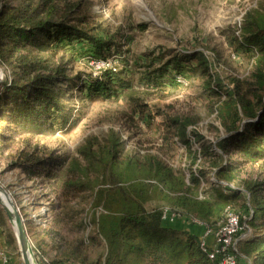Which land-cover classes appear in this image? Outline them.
Returning a JSON list of instances; mask_svg holds the SVG:
<instances>
[{"label": "trees", "instance_id": "1", "mask_svg": "<svg viewBox=\"0 0 264 264\" xmlns=\"http://www.w3.org/2000/svg\"><path fill=\"white\" fill-rule=\"evenodd\" d=\"M82 7L77 0H0V66L5 72L0 85V159L6 170L21 169L29 179H49L59 199L58 222L75 223L72 231H83L91 214L96 224L95 235L77 237L76 247L53 227L42 229L47 237L31 233L39 264H218L219 259H211L202 246L196 225L165 223L164 215L173 213L176 221L197 219L215 229L225 220L228 206L247 214V224L256 232L239 241V253L245 255L239 256V264H249V259L251 264H264V9L248 11L241 25L242 45L255 51L249 77H232L227 83L221 75L210 74L211 63L198 53L208 76L206 88L224 93L225 99L214 109L220 134L215 143L206 140L200 149H193L192 142L205 136L192 128L189 139L187 131L195 120L173 119L190 150L187 179L184 171L157 157H122V141L114 132L107 143L88 138L78 150L80 158L44 142L72 116L64 101L74 79L67 45L84 41L98 55L114 45L104 36L109 32L92 24ZM115 74L106 70L89 89L110 93ZM201 157L217 181H210L206 168L197 164ZM248 167L256 170L255 176L242 175ZM88 192L93 198L86 208L82 198ZM157 198L165 205L148 208ZM239 198L244 199L242 209L233 204ZM100 206L104 211L97 214ZM7 219L0 206L6 249L18 257L17 238ZM91 245L103 249L95 261L83 253ZM48 246L56 250L53 257Z\"/></svg>", "mask_w": 264, "mask_h": 264}, {"label": "rangeland", "instance_id": "2", "mask_svg": "<svg viewBox=\"0 0 264 264\" xmlns=\"http://www.w3.org/2000/svg\"><path fill=\"white\" fill-rule=\"evenodd\" d=\"M77 1L92 24L101 25L109 32L104 36L114 45L103 55L95 54L84 41L67 45V54L72 56L68 68L74 79L72 88H66L64 101L72 116L67 125L44 137V142L51 149L80 158L78 150L88 138L96 136L107 143L114 132L122 141V157L154 156L184 171L188 179L190 150L180 138L173 119L195 120L187 131L189 139L192 128L205 136L200 142H192L193 149H200L206 140L216 142L221 127L214 109L216 103L225 99L224 93H213L206 88L208 76L199 64L198 53H204L211 63L210 74L221 75L227 83L232 77H249L255 51L242 45L240 30L247 12L264 9V0ZM106 70L116 73L110 93L101 94L94 86L91 91L90 82L94 84ZM0 74L3 81L5 72L1 66ZM197 164L206 168L210 181H217L214 172L206 166L205 157L199 158ZM255 174L256 170L250 167L242 173L243 176ZM0 183L20 208L29 236L36 233L47 237L42 229L53 227L76 247L79 237L95 235L96 224L90 221L91 214L83 231H72L75 223L58 222L59 199L49 179H29L21 169L6 170V162L0 159ZM86 194L82 200L83 207L88 208L93 196L91 192ZM243 201L239 198L233 204L242 209ZM72 204L77 207L75 202ZM159 205H165L159 198L147 204L148 208ZM102 211L104 207L96 208L97 214ZM179 220L184 225H194L186 219ZM7 225L14 232L8 219ZM175 225L184 226L177 221ZM197 230L201 234V229ZM255 233L251 227L242 230L238 243ZM50 246L47 250L49 257H53L56 250ZM102 250L101 245H91L83 253L89 261H95ZM18 254L19 264H24L21 253ZM35 257L39 264L36 252Z\"/></svg>", "mask_w": 264, "mask_h": 264}, {"label": "built area", "instance_id": "3", "mask_svg": "<svg viewBox=\"0 0 264 264\" xmlns=\"http://www.w3.org/2000/svg\"><path fill=\"white\" fill-rule=\"evenodd\" d=\"M181 78H179V81H182ZM251 212L253 211L251 210ZM249 218L247 214L242 215L233 207L228 206L225 220L215 229H207L204 224L197 219L186 220L194 225L204 226L206 228L205 235L201 237L202 246L208 250L211 259H219L218 264H239V256L244 255L240 254L237 248L238 240L240 239L238 235L242 230L250 228L247 224ZM164 220L173 223L176 222L177 216L173 213L166 212ZM207 236L213 237V243L209 244L207 242ZM0 258L1 264H11L12 255H10L6 249L0 250ZM249 264H251L250 259Z\"/></svg>", "mask_w": 264, "mask_h": 264}, {"label": "water", "instance_id": "4", "mask_svg": "<svg viewBox=\"0 0 264 264\" xmlns=\"http://www.w3.org/2000/svg\"><path fill=\"white\" fill-rule=\"evenodd\" d=\"M1 81L2 78L0 79V85ZM2 194L4 195L5 199L2 198ZM0 206L5 211L9 222L12 224L24 264H38L35 257L33 244L30 239L25 220L20 212V208L16 205L11 194L1 183Z\"/></svg>", "mask_w": 264, "mask_h": 264}, {"label": "crops", "instance_id": "5", "mask_svg": "<svg viewBox=\"0 0 264 264\" xmlns=\"http://www.w3.org/2000/svg\"><path fill=\"white\" fill-rule=\"evenodd\" d=\"M177 222L182 223L181 220H179ZM175 223H173V224H175ZM182 225H184V223H182ZM196 227L201 229L200 230L201 231L200 237H203L205 235L206 228L204 226H197V225H196ZM206 240L209 244L213 243V237L212 236H207ZM6 248H7V242H6L5 234L2 230V228L0 227V250L6 249ZM11 259H12L11 264H19V259L16 257V255H13ZM0 264H1V258H0Z\"/></svg>", "mask_w": 264, "mask_h": 264}, {"label": "bare ground", "instance_id": "6", "mask_svg": "<svg viewBox=\"0 0 264 264\" xmlns=\"http://www.w3.org/2000/svg\"><path fill=\"white\" fill-rule=\"evenodd\" d=\"M1 77H2V75L0 74V79H1ZM2 198H4L5 199V197H4V195L2 194ZM14 224V223H13Z\"/></svg>", "mask_w": 264, "mask_h": 264}]
</instances>
